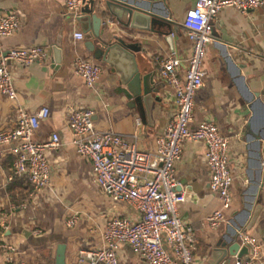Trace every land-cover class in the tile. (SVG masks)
<instances>
[{"label": "crops", "instance_id": "0c3cea01", "mask_svg": "<svg viewBox=\"0 0 264 264\" xmlns=\"http://www.w3.org/2000/svg\"><path fill=\"white\" fill-rule=\"evenodd\" d=\"M88 1L82 0L73 19L65 0H0V12L14 11L21 20L16 31L0 39L2 45L41 46L48 52V59L42 63H8L17 94L13 100L0 94V130L15 125V106L28 113L46 106L49 115L40 123L34 139L44 141L53 132L60 138L59 148L47 152L51 184L33 196L29 195L31 185L25 177L8 180L13 155L9 145H0V264H6L9 252L4 245H10L13 256L27 264H56L59 250L64 264H87L78 260L79 253L100 246V233L107 218H138L133 207L111 201L96 185L89 161L80 157L71 143L68 107L91 110L95 129L120 134L145 151L152 149L154 138L162 133L175 110L173 90L158 77L156 59L173 52L179 59L177 73L182 76L190 41L181 20L193 0H112L150 19L147 30L112 23L102 31L103 40L115 35L133 52L141 74H154L156 99L148 118L113 71L92 57L83 37H73L78 31L83 34L78 17ZM210 23L212 40L202 62L206 75L194 93L190 124L210 120L227 138L231 205L219 227L210 228L205 223L220 202L208 190L204 144L184 141L173 170L175 191L184 193L177 213L192 226L194 234L190 264H207L213 260L216 243L227 247L237 241L239 232L255 237L264 256V4L245 13L222 8ZM76 57L101 66L92 88H87L81 77L73 73ZM247 204L250 207L245 215ZM70 218L74 220L71 225L67 224ZM162 244L166 249V244ZM238 249L218 264L231 262ZM117 264L147 263L121 243Z\"/></svg>", "mask_w": 264, "mask_h": 264}, {"label": "built area", "instance_id": "2783aa9c", "mask_svg": "<svg viewBox=\"0 0 264 264\" xmlns=\"http://www.w3.org/2000/svg\"><path fill=\"white\" fill-rule=\"evenodd\" d=\"M82 0H65L68 13L74 19ZM264 0H193L182 17L181 26L190 41V51L185 58L182 76L177 73L179 59L173 52L156 59L158 77L173 90L174 112L167 118L162 133L153 140L150 151L138 149L133 141L110 130L94 128L92 111L75 106L67 109V124L72 134L76 153L89 161L96 185L111 201L125 202L133 207L138 218L113 215L106 219L100 233V246L81 251L78 260L87 264H117V249L127 244L132 252L147 264H190L194 249L192 226L177 213V205L184 201L183 191H175L177 180L173 165L178 160L184 141L202 142L205 147L204 165L208 171V190L215 194L220 206L212 211L205 223L210 228L219 227L231 205L232 176L227 165V138L207 119L191 123L193 97L206 75L202 62L206 46L211 42V19L222 8L230 7L239 13L259 7ZM21 24L14 11L0 12V39L11 35ZM77 40L81 32L73 33ZM47 49L41 46L5 48L0 41V94L16 98V88L8 63L45 62ZM73 73L81 77L87 88H92L99 77L101 66L76 57ZM15 125L0 130V145H9L13 155L8 180L25 177L31 185L29 195L50 186L51 175L48 151L60 146L56 132L44 141L34 139L40 123L47 119L49 108L40 107L28 113L15 106ZM138 123V120L137 122ZM73 218L67 224H73ZM238 248L246 252L231 262L222 264H264L261 243L245 232L237 234ZM166 244V249L162 243ZM9 251L6 264H27Z\"/></svg>", "mask_w": 264, "mask_h": 264}, {"label": "water", "instance_id": "95a60500", "mask_svg": "<svg viewBox=\"0 0 264 264\" xmlns=\"http://www.w3.org/2000/svg\"><path fill=\"white\" fill-rule=\"evenodd\" d=\"M82 16L78 17L82 24L83 40L85 48L93 58L105 63L118 77L121 85H124L132 96L135 104L140 105L148 118L150 106L156 99V85L153 81V73L141 74L136 63L135 56L115 35L103 40V29H108L112 23L122 28L149 29L150 19L138 11H133L126 5L112 0H89L81 10ZM113 40V41H112ZM250 204H247L245 215ZM238 248L237 243H231L225 247L224 243L217 242L212 249L211 258L207 264H218L225 256L231 255ZM246 252V247H240L236 257ZM56 264H64L63 253L59 250Z\"/></svg>", "mask_w": 264, "mask_h": 264}]
</instances>
